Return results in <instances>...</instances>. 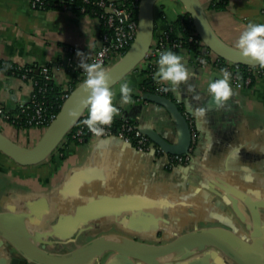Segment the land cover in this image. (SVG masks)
Here are the masks:
<instances>
[{
    "label": "crops",
    "instance_id": "obj_1",
    "mask_svg": "<svg viewBox=\"0 0 264 264\" xmlns=\"http://www.w3.org/2000/svg\"><path fill=\"white\" fill-rule=\"evenodd\" d=\"M222 1L226 3L223 10L211 8L210 0H200V3L216 36L238 50L237 39L247 24L264 23V0ZM184 14L185 9L178 0H158L154 10L155 34L167 30L170 23ZM101 31L99 20L88 15L33 10L30 0H0V63L33 66L36 73L48 67L53 84L66 92L72 77L66 68L68 48L76 47L92 54L99 47ZM171 50L183 56L182 62L190 76L174 89L168 82L157 80L169 87L171 100L189 114L198 132L190 168L169 167L166 157L140 153L132 145L115 139L63 142V153L55 151L50 159L29 167L19 166L0 153V224L15 231L30 250L42 253L36 242L51 241L46 237L48 229L60 240L70 238V226L75 218L81 220L83 227L97 225L96 229L82 234L76 248L103 239L123 245L136 241L151 246L158 245L151 241L161 240L159 245H163V241H171L175 233L187 229L226 240L234 237L232 233L245 232V226L222 200L219 191L223 186L234 190L236 187L257 198L264 196V80L256 81L248 89L232 86L229 99L213 105L214 95L209 94L208 84L212 72L221 76L222 73L211 67L202 68L186 49ZM145 66V62L141 63L112 87L113 103L120 109L118 118L133 123L143 133L155 131L173 141L176 126L170 115L144 98L146 94L141 85ZM158 67L156 62L155 72ZM125 80L133 88L131 103L121 100L119 85ZM32 93L31 80L0 69L1 108L13 111L29 103ZM200 106L206 109L203 118L193 114L194 108ZM87 115L86 109L81 118ZM0 133L22 147L31 148L43 131L37 128L19 131L0 119ZM74 177L80 179L79 185H91L85 198H74L81 196L79 185L66 188ZM103 198L108 199L105 204L94 203ZM75 210L80 213L76 214ZM20 214L29 216L30 225H40L30 229L41 232L38 237L24 235L20 224L14 221ZM45 220L50 221L49 226L43 224ZM246 238L249 245L257 241L251 239L249 232ZM9 245L0 236V264H13L15 258L22 259ZM76 248L47 249L46 255L61 257ZM204 252L210 261L218 254L211 247ZM200 256L193 255L187 260L197 258L194 264H206L205 259L200 262ZM92 259L90 255L85 256L74 264H96ZM133 261L122 257L110 264H133Z\"/></svg>",
    "mask_w": 264,
    "mask_h": 264
},
{
    "label": "water",
    "instance_id": "obj_2",
    "mask_svg": "<svg viewBox=\"0 0 264 264\" xmlns=\"http://www.w3.org/2000/svg\"><path fill=\"white\" fill-rule=\"evenodd\" d=\"M157 1L140 0L137 13L138 29L132 45L119 61L105 69L111 77L110 88L123 80L145 60L155 34L154 10ZM178 1L183 5L185 13L190 16L192 27L196 34L211 53L232 64L240 66H261L259 63H250L241 55L239 50L229 47L216 36L208 24L200 0ZM220 77L221 75L219 73L212 72L211 81ZM87 95L88 93L84 91L82 83L72 90L63 102L55 119L43 131L41 138L31 148L22 147L0 133V153L11 159L15 164L23 167L35 166L45 162L60 146L66 135L79 121L82 113L87 109L86 104L81 103ZM144 98L152 104L162 107L170 115L176 126L175 139L173 141L168 140L155 131L145 132V135L169 155L187 154L191 147V129L185 117L187 112L179 109L176 103L168 97L146 94ZM211 104L218 105L214 96ZM74 111L79 112V116L74 117L72 115ZM105 139L119 140L114 137ZM119 141L122 142L121 140ZM194 156L195 149L193 151V159ZM186 167L188 169L190 168L188 166ZM79 183L80 179L74 177L66 185V188H76ZM79 187L81 189V196H75V200L85 198V192L91 188V185L87 183L84 186L79 185ZM223 187L224 189L220 188L219 191L220 197L228 203L233 214L245 226V232L236 235L232 233L235 237L232 239L229 238L226 240L223 237L219 238L207 232H198L195 229L188 230L186 228L187 230L175 233L173 240L163 241L165 242L163 245H159L162 242L161 240L151 241L152 243L158 244L151 246L140 244L136 241H132L131 245H123L116 241L103 239L94 240L84 246L76 248L84 232L97 228V225L83 227L79 218L73 219L75 223L70 226L72 235L65 240H60L48 229L46 237H49L51 241L40 240L36 242L40 247L39 251L42 253L30 250L21 242L15 231H11L2 224H0V236L10 244L9 246L11 248L15 249L21 255L22 259L15 258L12 261L13 264H74L81 258L89 255L93 258L92 262L96 264H101V260L104 259L105 264H110L113 260L122 257H128L134 260L133 264H137L136 261L142 262V264H194L198 259L193 258V260L189 261L187 257L190 258L197 254H201L199 258L200 262H203L205 259L206 264H264V196L257 198L240 188L235 187L234 190L226 188L225 186ZM107 201V198H103L102 200L97 199L94 203L103 205ZM76 203L77 201H75V205ZM242 204L246 209L241 206ZM75 213L78 214L80 211L75 210ZM247 220H250V223ZM14 221L20 224V228L28 238L31 237L33 239V237H38L41 234V232L30 230L34 228L32 226L39 227L40 225H30L28 215L20 214L14 218ZM40 224H42L41 219ZM43 224L49 226L50 221L45 220ZM246 232L250 233L251 239L257 240L253 245L247 244ZM223 233L225 234V232ZM70 247H75L76 249L65 256L52 257L46 255L47 249L61 251L62 249H68ZM208 247L218 251L216 256H212V261L207 259L208 255L204 252ZM106 254L109 255L106 257Z\"/></svg>",
    "mask_w": 264,
    "mask_h": 264
},
{
    "label": "built area",
    "instance_id": "obj_3",
    "mask_svg": "<svg viewBox=\"0 0 264 264\" xmlns=\"http://www.w3.org/2000/svg\"><path fill=\"white\" fill-rule=\"evenodd\" d=\"M73 0H61L62 10H68V3ZM88 3V0H83ZM140 0L130 1H109V0H98L95 4L100 9V14L97 19L100 22L103 32L100 34L99 47L92 54L81 50L76 47H70L67 50L66 57V68L69 73L73 76L77 75V78L83 79L81 83L86 79V70L83 67L85 63H101V65L107 69L114 62L119 61L129 50L132 45L137 29H138V7ZM43 0H30V5L33 10H38L43 6ZM196 32L186 40L173 39L170 37L167 30L157 31L155 34L150 50L143 62L146 63L147 67H151L150 76L155 80V92L154 94L168 97L170 94L169 87L162 85L155 77V64L159 58L161 51L173 49H189L185 48V44L192 43L195 41L198 43L208 58L204 56L194 55V59L199 63L202 68L211 67L214 70V63L219 61L220 58L211 53L202 43ZM127 50V51H126ZM142 62V63H143ZM15 71H22L25 69L23 66H14ZM225 69L231 73V86L237 89H248L256 81L264 80V66H240L232 64L226 61ZM221 72V71H219ZM42 75V83L38 86V82L28 78L26 73L21 75L24 79H29L33 83V90L35 86H38L37 93L33 92L31 96V105H21L19 109L21 112L31 110V115L28 117L27 124L34 125L33 128H39L44 131L50 123L55 119L56 115H47L44 110L42 103L36 101V94L43 95L47 91V83L51 81V72L48 67H43L39 70ZM222 73V72H221ZM223 74V73H222ZM80 83V84H81ZM167 89V90H166ZM71 91H66L62 95L63 101L69 96ZM0 107V112H1ZM186 119L189 122L191 129V147L185 155H169L164 152L160 147L154 144L136 125L133 123L121 120L118 125H115V120L119 119L118 115L114 117L111 125H105L106 131L101 136L93 134L82 121L85 118H81V124L73 129L66 135L63 142L65 143H83L89 139L99 140L105 138H117L124 143L131 144L140 153H154L157 156H164L167 159L168 166H189L193 160V151L198 143V132L195 129L193 121L190 119L189 114L186 113ZM0 119L8 122V116H1ZM79 122V121H78ZM9 123V122H8ZM77 124V123H76ZM62 142V143H63Z\"/></svg>",
    "mask_w": 264,
    "mask_h": 264
},
{
    "label": "clouds",
    "instance_id": "obj_4",
    "mask_svg": "<svg viewBox=\"0 0 264 264\" xmlns=\"http://www.w3.org/2000/svg\"><path fill=\"white\" fill-rule=\"evenodd\" d=\"M235 47L250 63H259L264 66V23L249 22L240 33ZM183 59V56L171 49L161 51L157 60L159 67L154 73V77L159 81L168 82V86L172 89L180 82L187 81L190 72L182 62ZM83 67L87 75L82 86L88 95L81 103L86 104L88 115L82 122L93 134L101 136L106 131L104 126L111 125L120 109L113 103L115 92L109 87L111 77L101 63H85ZM222 73L220 78L210 81L208 84V92L210 95H214L218 104L227 101L233 93L230 83L231 73L227 69H223ZM119 91L123 103L133 101V88L129 81H122ZM205 113L204 106L196 107L193 110V114L197 118L205 117ZM72 115L77 117L79 112L74 111ZM256 195L259 197L260 193L257 192Z\"/></svg>",
    "mask_w": 264,
    "mask_h": 264
},
{
    "label": "trees",
    "instance_id": "obj_5",
    "mask_svg": "<svg viewBox=\"0 0 264 264\" xmlns=\"http://www.w3.org/2000/svg\"><path fill=\"white\" fill-rule=\"evenodd\" d=\"M98 0H88V3L84 2L83 0H73L71 3H68V10L74 15L81 16V15H88L94 18H97L100 14V9L96 6V2ZM123 1V0H118ZM130 1V0H126ZM210 7L215 10H223L226 7V3L222 0H210ZM43 6L39 8L40 10H54V11H63L61 0H43ZM102 28V27H101ZM103 28L101 33L103 32ZM167 31L171 38L173 39H182L186 40L190 36H192L195 33V30L192 27V21L188 14H184L182 16H179L176 21L169 24ZM155 36V34H154ZM195 39H199V37H196ZM185 48L189 49L190 52L196 56H204L205 58H208V56L202 52V49L198 43L193 41L192 43L185 44ZM127 51V50H126ZM112 65V64H111ZM226 61L219 59V61L214 63V68L217 71H221L225 69ZM14 66H11L10 64L6 63H0V69H2L7 74H14L16 76H20L23 73H26L28 78H31L34 81L38 82V86L42 83V75L41 73H36V68L33 66H25L22 71H15ZM41 70V69H40ZM151 67L147 65L145 66L144 75L145 78L142 82L141 89L143 93L145 94H154L155 92V80L153 77L150 76L151 73ZM83 79H78L77 75L74 74L71 77V82L69 85V91L74 90L82 81ZM38 86L34 87L33 92L37 93ZM65 92H62L61 88L54 85L52 80L47 83V91L41 95L36 94V101L41 102L44 110L46 111L47 115H57L62 104L63 99L61 98L62 95ZM168 98L171 99L170 94L168 95ZM25 105H31V103H27ZM31 115V110H27L26 112H21V109L19 107L13 111H6L3 108L0 112L1 116H8V122L17 130H26L29 128H33L34 125H28V117ZM81 119V118H80ZM79 119V122H77L76 127H78L81 124V121ZM121 122L120 119L115 120V125H118ZM39 129V128H38ZM71 143V142H70ZM63 143L60 144V146L56 149L58 153H63ZM52 155L50 156V158ZM49 158V159H50Z\"/></svg>",
    "mask_w": 264,
    "mask_h": 264
},
{
    "label": "flooded vegetation",
    "instance_id": "obj_6",
    "mask_svg": "<svg viewBox=\"0 0 264 264\" xmlns=\"http://www.w3.org/2000/svg\"><path fill=\"white\" fill-rule=\"evenodd\" d=\"M264 218V217H263Z\"/></svg>",
    "mask_w": 264,
    "mask_h": 264
}]
</instances>
